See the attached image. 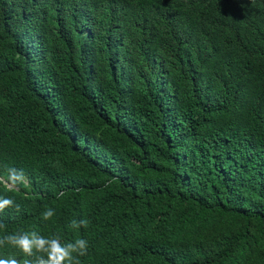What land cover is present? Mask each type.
I'll use <instances>...</instances> for the list:
<instances>
[{
	"label": "trees",
	"instance_id": "obj_1",
	"mask_svg": "<svg viewBox=\"0 0 264 264\" xmlns=\"http://www.w3.org/2000/svg\"><path fill=\"white\" fill-rule=\"evenodd\" d=\"M0 199L79 264H264V0H0Z\"/></svg>",
	"mask_w": 264,
	"mask_h": 264
},
{
	"label": "clouds",
	"instance_id": "obj_2",
	"mask_svg": "<svg viewBox=\"0 0 264 264\" xmlns=\"http://www.w3.org/2000/svg\"><path fill=\"white\" fill-rule=\"evenodd\" d=\"M3 182L10 186V190L15 189L20 184L26 183V175L22 169L9 168L6 172V180ZM13 204L14 202L11 199H0V211L5 207L13 206ZM53 215L54 210L48 209L43 213V218L47 220ZM87 224L88 222L83 219L79 222L73 220L70 227L78 229L83 226L86 228ZM5 241L20 247L28 255L32 254L33 247L37 251L47 253V259L43 256L38 257L35 264H79V260L73 257L72 254L77 253L78 256H83L87 253L88 247V241L83 238L64 245L58 239L45 240L42 237H38L35 233L32 234L31 238L26 234L21 236H8L4 240H0V244H3ZM0 264H17V261L14 259L0 260Z\"/></svg>",
	"mask_w": 264,
	"mask_h": 264
}]
</instances>
